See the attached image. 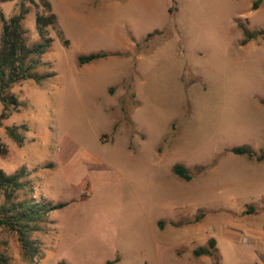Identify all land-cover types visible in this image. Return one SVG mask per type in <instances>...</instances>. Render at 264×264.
<instances>
[{
    "label": "rangeland",
    "instance_id": "1",
    "mask_svg": "<svg viewBox=\"0 0 264 264\" xmlns=\"http://www.w3.org/2000/svg\"><path fill=\"white\" fill-rule=\"evenodd\" d=\"M139 1L81 25L83 34L49 27L48 64L38 72L56 75L9 90L20 105L1 121L0 169L24 168L36 199L66 206L31 235L41 253L32 262L0 228V264H264V161L230 152L264 149V39L241 47L238 26L264 29V2L251 11L253 0H167V16L166 0ZM20 2L30 9L22 21L30 45L39 41L35 15L46 10L39 0H0V12L8 19ZM132 39L138 46L120 57L134 62L141 52L134 83L122 80L128 60L77 63L93 52H126ZM209 238L218 260L195 258Z\"/></svg>",
    "mask_w": 264,
    "mask_h": 264
},
{
    "label": "trees",
    "instance_id": "2",
    "mask_svg": "<svg viewBox=\"0 0 264 264\" xmlns=\"http://www.w3.org/2000/svg\"><path fill=\"white\" fill-rule=\"evenodd\" d=\"M39 1L46 12L35 15V26L39 41L30 45H27L24 41V30L22 28V21L30 12V9L23 2H20L18 12L10 18L6 19L0 12V103L4 107L0 114V125L2 120L8 118V107L16 109L20 105L17 99L9 94V90L13 85L25 80H32L36 85L41 86L45 81L56 75L53 71L38 72L39 67L48 64L42 61V57L49 52L53 42L47 29L57 26V19L52 12L49 1ZM29 2L34 3V0H29ZM262 2L264 0H253L251 11L257 10ZM168 12L172 15V7L169 8ZM238 26L243 32V38L240 41L241 47L258 38L264 39V29L249 31L240 23H238ZM149 37H151V34H148L146 38ZM65 44H68V41H65ZM122 55L123 53L120 52L107 53L98 51L78 56L77 63L79 66H83L109 56ZM21 128L26 130L24 125ZM7 134L15 142L22 144V137L15 133L13 128H7ZM1 152H4V150L2 151L1 149ZM230 152L237 156L255 159L257 162L264 161V149L260 150L259 155H256L253 150L245 146L232 148ZM214 164H216V161ZM172 171L183 181L189 182L192 179L187 168L183 165L175 164L172 167ZM0 194L4 197V201L0 204V228L15 234L22 248L24 258L28 262H32L41 253L38 242L33 240L31 235L40 231V224L45 222L51 212L64 208L66 204L51 205L44 198L36 199L34 197V189L31 182L27 179V173L24 168H20L10 175H6L0 169ZM252 212H254V208L248 207L245 213L250 214ZM157 226L162 230V221H158ZM217 252L215 239L209 238L206 245L194 249L192 255L195 258L206 256L217 261ZM57 264L64 263L58 262Z\"/></svg>",
    "mask_w": 264,
    "mask_h": 264
},
{
    "label": "crops",
    "instance_id": "3",
    "mask_svg": "<svg viewBox=\"0 0 264 264\" xmlns=\"http://www.w3.org/2000/svg\"><path fill=\"white\" fill-rule=\"evenodd\" d=\"M48 1L51 5L52 12L56 16L57 26H59L60 28L63 29L62 30L63 32H61L62 34L67 33V31H68V33L71 32V33H76V34L86 33V32H88V30L87 29H80L81 25H84V27L95 25L98 22H100L102 19H104V21H109L110 19H108V18L110 16L113 8H117L116 6L125 7L128 5V4H126V2H129V0H99L98 4H93V5L89 6V8H86V9L84 7V9L82 10L81 9L82 3H86L85 0H57L55 3L52 2L51 0H48ZM141 1H144L146 4L148 3V0H140L139 2H141ZM79 3H81L80 6H79ZM170 4L171 3H168L166 0L165 7H166L167 16L170 15L168 12V10L170 8ZM106 10H108L107 13H106ZM151 27H152V29H154V28H157L159 26L156 25V22H155L152 24ZM71 28H75V29L71 30ZM127 33H133L132 26H131V30H128ZM152 33H159L160 34V33H162V31L157 30V31H154ZM152 33H148V34H152ZM147 35H146V37H147ZM67 41L69 42L68 48L71 47L72 45H75V43H76L74 40L72 42L71 39H67ZM142 41H140V42H142ZM132 42H133V45H131L129 47L130 50H128L126 52H120V53H130L131 51L135 50L136 45H137V43H139V41L132 39ZM115 52H118V51H115ZM109 53H114V52H109ZM140 56H141V52L136 54L134 62L132 61V59L130 57L109 56L107 58L99 59V60H96V61L91 62L89 64H86L85 66L90 67V66H93L92 64H95V62L105 61V60L110 61L112 59L116 60V58H117V60H120V62L122 60H128L129 61L128 72L125 75V77L122 78V80L125 78H128V77H131L132 83H134V81L136 79V76H134L135 68H137L138 61H140ZM138 58H139V60H138Z\"/></svg>",
    "mask_w": 264,
    "mask_h": 264
},
{
    "label": "built area",
    "instance_id": "4",
    "mask_svg": "<svg viewBox=\"0 0 264 264\" xmlns=\"http://www.w3.org/2000/svg\"><path fill=\"white\" fill-rule=\"evenodd\" d=\"M35 258H36V257H35ZM35 258H34V259H35Z\"/></svg>",
    "mask_w": 264,
    "mask_h": 264
}]
</instances>
